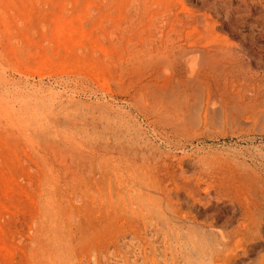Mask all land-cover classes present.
Here are the masks:
<instances>
[{
    "label": "rangeland",
    "instance_id": "rangeland-1",
    "mask_svg": "<svg viewBox=\"0 0 264 264\" xmlns=\"http://www.w3.org/2000/svg\"><path fill=\"white\" fill-rule=\"evenodd\" d=\"M263 206L264 0H0V264H263Z\"/></svg>",
    "mask_w": 264,
    "mask_h": 264
},
{
    "label": "bare ground",
    "instance_id": "bare-ground-1",
    "mask_svg": "<svg viewBox=\"0 0 264 264\" xmlns=\"http://www.w3.org/2000/svg\"><path fill=\"white\" fill-rule=\"evenodd\" d=\"M202 163H203V162H202ZM204 164H205V163H204ZM261 195H262V194H261ZM244 196H245V195H244ZM245 197H246V196H245ZM248 202H249V201H248ZM251 202H252V200H251ZM250 204H251V203H250ZM252 204H253V203H252ZM252 204L249 205V206L251 207ZM247 205H248V204H247ZM247 207H248V206H247ZM255 207H256V206H255ZM263 207H264V206H263ZM255 209H256V208H255ZM255 209H254V210H255ZM250 210H252V209H250ZM250 210H249V211H250ZM183 215H184V213H183ZM185 215H186V214H185ZM248 215H249V214H248ZM186 217H187V216H186ZM244 217H245V216H244ZM246 217H247V216H246ZM248 217H250V215H249ZM191 218H193V217H191ZM253 220H254V219H253ZM190 221H191V220H190ZM190 221H189V222H190ZM249 221H250V220H249ZM251 223H252V221H251ZM253 223H254V222H253ZM253 223H252V224H253ZM259 223H260V222H259ZM196 230H197V229H196ZM210 230H211V229H210ZM210 230H209V231H210ZM238 230H239V229H238ZM240 231H241V230H240ZM243 231H244V230H243ZM220 232H221V231H220ZM241 232H242V231H241ZM259 232H260V231H259ZM197 233H198V232H197ZM203 233H204V232H203ZM222 233H224V232H222ZM257 233H258V232H257ZM244 234L246 235V231H245ZM224 235H226V234H224ZM201 237H202V236H201ZM217 238H218V237H217ZM224 238L227 239V237H224ZM251 238H252V237H251ZM226 239H225V240H226ZM233 240H234V239H233ZM233 240H232V241H233ZM245 240H246V239H245ZM235 241H236V240H235ZM246 241H247V240H246ZM246 241H245V242H246ZM237 242H238V241H237ZM247 242H248V241H247ZM205 244H206V243H205ZM234 244H235V243H234ZM236 244H237V243H236ZM236 244H235L234 246H236ZM238 244H239V242H238ZM242 244H244V243H242ZM236 247H237V246H236ZM237 248H238V247H237ZM237 248H236V249H237ZM239 248H240V246H239ZM216 255H217V254H216ZM228 256H230V255H228ZM226 257H227V256H226ZM230 257H231V256H230ZM230 257H227V258H230ZM234 257L236 258V255H235ZM224 258H225V257H224ZM224 260H225V259H224ZM227 260H228V259H227ZM260 260H261V259H260ZM263 260H264V259H262L261 261L263 262ZM261 261H260V262H261ZM225 262H226V261H225ZM223 263H224V261H223ZM229 264H230V263H229ZM260 264H262V263H260ZM263 264H264V262H263Z\"/></svg>",
    "mask_w": 264,
    "mask_h": 264
}]
</instances>
